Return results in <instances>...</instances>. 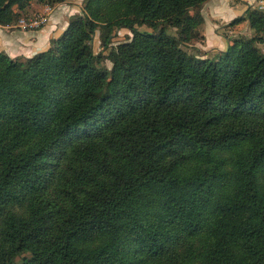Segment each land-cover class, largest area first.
Listing matches in <instances>:
<instances>
[{
	"label": "trees",
	"instance_id": "1",
	"mask_svg": "<svg viewBox=\"0 0 264 264\" xmlns=\"http://www.w3.org/2000/svg\"><path fill=\"white\" fill-rule=\"evenodd\" d=\"M32 1L66 0L0 24ZM205 1L83 0L47 49L0 51V264H264V11L199 57Z\"/></svg>",
	"mask_w": 264,
	"mask_h": 264
},
{
	"label": "crops",
	"instance_id": "2",
	"mask_svg": "<svg viewBox=\"0 0 264 264\" xmlns=\"http://www.w3.org/2000/svg\"><path fill=\"white\" fill-rule=\"evenodd\" d=\"M264 0H207L201 8L203 21L198 26L204 39L194 45V55L212 57L214 52L223 51L227 46V38L250 36L251 30L247 20L236 25H229L235 17L244 14L247 8H256ZM32 3V2H31ZM82 8L69 6L66 3L55 5L47 22L37 28H23L21 24H0V51L9 57H30L50 46L52 39L61 35L67 27L72 15L78 14Z\"/></svg>",
	"mask_w": 264,
	"mask_h": 264
},
{
	"label": "rangeland",
	"instance_id": "3",
	"mask_svg": "<svg viewBox=\"0 0 264 264\" xmlns=\"http://www.w3.org/2000/svg\"><path fill=\"white\" fill-rule=\"evenodd\" d=\"M62 3H66L69 6H77L78 8H83V0H66L60 3H57L55 5H59ZM53 5V6H55ZM52 5H44V4H40L36 1H32V3H30L29 7L27 8V10L25 11L23 17L19 18V20L17 21V23L22 24V21L24 20V22H28L30 19L38 17L40 15L42 16H47V18H49V13L47 14L45 12L46 8L51 9L53 7ZM81 11V10H80ZM51 12V10H50ZM16 24V23H14ZM21 26V25H20ZM28 28V27H27ZM137 29L140 31H153L152 28L146 26V25H138ZM251 30V29H250ZM173 33H175L174 30H171ZM252 35V31L250 33V36ZM132 36L131 32L126 29V28H121L119 30H116L113 32V36L111 37V44L110 45H115L119 42L125 41L127 39H129ZM243 36V35H242ZM248 36V37H250ZM247 37V36H245ZM233 38V37H231ZM202 40H198V39H194L193 41H191L190 43H186L181 45L183 48H185L190 54H194V52L196 51L194 45H198V43H200ZM92 48L94 53H100L101 54V62L99 63V67H106V68H110L111 67V61L108 60L106 58L107 52L108 50H103L102 48V41H101V32L99 29H97L95 31V33L92 36ZM216 52H214L212 55H214ZM29 253L25 252L22 254L17 255L14 259L12 264H17L21 261L23 256H28Z\"/></svg>",
	"mask_w": 264,
	"mask_h": 264
},
{
	"label": "built area",
	"instance_id": "4",
	"mask_svg": "<svg viewBox=\"0 0 264 264\" xmlns=\"http://www.w3.org/2000/svg\"><path fill=\"white\" fill-rule=\"evenodd\" d=\"M256 9L258 10H261V11H264V3L263 1H260L259 4L256 6ZM50 10L49 8H46L45 9V12L48 14H50ZM48 18L47 16H38V17H35V18H32L30 19L28 22H24V20L22 21V24L21 26L23 28H37L43 24H45L47 22Z\"/></svg>",
	"mask_w": 264,
	"mask_h": 264
}]
</instances>
